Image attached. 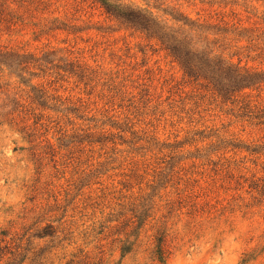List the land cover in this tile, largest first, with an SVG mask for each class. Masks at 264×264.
<instances>
[{
    "label": "rangeland",
    "instance_id": "374dc122",
    "mask_svg": "<svg viewBox=\"0 0 264 264\" xmlns=\"http://www.w3.org/2000/svg\"><path fill=\"white\" fill-rule=\"evenodd\" d=\"M0 264H264V0H0Z\"/></svg>",
    "mask_w": 264,
    "mask_h": 264
},
{
    "label": "trees",
    "instance_id": "16d2710c",
    "mask_svg": "<svg viewBox=\"0 0 264 264\" xmlns=\"http://www.w3.org/2000/svg\"><path fill=\"white\" fill-rule=\"evenodd\" d=\"M104 9L106 10V13H110L111 10L107 7L104 6ZM171 56H173V58L176 60V62H178V64L183 68V72L185 77H191V68H188L187 66H185L180 60L179 58L176 56V54H174L173 52H171Z\"/></svg>",
    "mask_w": 264,
    "mask_h": 264
}]
</instances>
